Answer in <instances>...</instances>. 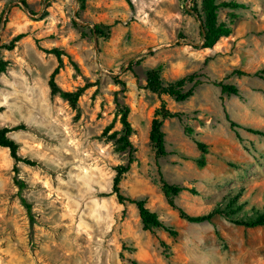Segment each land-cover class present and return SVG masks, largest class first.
<instances>
[{
  "label": "rangeland",
  "instance_id": "1",
  "mask_svg": "<svg viewBox=\"0 0 264 264\" xmlns=\"http://www.w3.org/2000/svg\"><path fill=\"white\" fill-rule=\"evenodd\" d=\"M200 2L0 0V59L7 62L0 129L23 125L8 136L22 158L35 162H15L0 147V264H264V227L230 221L263 211L264 137L229 125L264 131V76H255L264 69V0H217L231 4L218 10L231 33L210 49L202 48L194 10ZM20 33L13 50L1 48ZM53 48L62 51L56 85L83 89L76 110L50 95L58 60L44 50ZM151 70L165 84L191 75L201 83L177 103L144 88ZM216 83L234 85L238 95ZM116 99L130 109L135 148L121 192L144 199L174 236L144 231L135 206L101 196L129 154L108 138L121 129ZM161 101L182 116L163 121L167 155L157 159L148 136ZM192 139L208 147L202 168ZM161 179L182 188L173 202L187 215L218 207L226 215L186 222L169 206ZM229 198H236L232 207Z\"/></svg>",
  "mask_w": 264,
  "mask_h": 264
},
{
  "label": "trees",
  "instance_id": "2",
  "mask_svg": "<svg viewBox=\"0 0 264 264\" xmlns=\"http://www.w3.org/2000/svg\"><path fill=\"white\" fill-rule=\"evenodd\" d=\"M82 1V0H79ZM24 5L25 2L22 1ZM231 4H219L217 0H201L200 2V11L194 9L198 13V18L200 19V30H201V42H202V48L210 49L212 48L222 37H227L231 33L230 27L226 26L223 23H220L218 21V10L220 7H229ZM95 33L97 35H103V28H100L98 26L95 27ZM24 37V34L20 33L17 34L15 37H13L8 44H4L1 46V48H5L6 50L10 51L13 50L16 46V44ZM48 54H54L58 60V66L53 70V72L50 75L48 86L50 89V95L51 96H59L62 100L66 101L69 106L76 110L77 108V102L79 97L82 94L83 89H78L74 92H67L61 90L55 83V76L58 74V70L61 67V55L62 51L53 48L51 50H44ZM132 64V63H131ZM7 62L0 59V74L3 73L6 69ZM238 75H246L243 72L237 71L235 72ZM255 76L262 79L264 76V69L257 72ZM122 87L125 86L123 82H117ZM188 83H192V86L185 90V86ZM200 81H195L194 76H187L180 80H177L175 82L167 83L165 84L161 78L158 70H151L147 73L146 78V85L145 89L150 91L153 94H156L157 96L161 95H167L171 97L175 102H184L187 99H189L195 87L200 84ZM218 87H220L221 92L228 94V95H238V89L234 85H228L223 83H216ZM115 107H116V113L119 117V122L121 125V129L118 132H113L108 138L110 140H113L115 149L119 152H125L128 151V159L125 165H118L114 168L115 174L112 178V186L111 190L108 193H104L101 196L109 197V196H115L120 204H129L135 206L137 209L138 217L140 220V223L142 225V229L144 231H152L154 229H162L166 231L169 235L174 236L176 235V232L170 228H167L164 226L162 221L159 220L156 213L152 212L149 208L146 207V201L144 199H131L126 196H124L121 192L120 184L125 176L126 173L131 168V165L134 163V158L132 154L135 152V148L133 144L130 141V137L133 134V128L131 126L130 120H129V114L130 109L126 104H123L119 102L117 99L115 100ZM182 114L180 113H172L169 111L164 102H160L158 108L154 111V115L151 121L150 125V131H149V142L154 150L155 157L162 158L167 155V152L165 150V142H164V134L161 130L162 123L166 119H172V118H178ZM228 119V118H227ZM230 128L233 132L237 133V130H244L247 133H250L252 135H257L264 137V131L252 129L248 127H244L234 121L229 120ZM23 125H17L13 128H7L3 127L0 129V147L6 148L9 151L10 157L15 162H23L28 165H34L35 162L22 158L19 153V146L18 144L8 136V133L14 130L23 129ZM109 129L107 127L104 132H106ZM187 131H191L189 129L185 128V133L187 134ZM197 149L201 152L200 159L196 161V165L200 168L205 166V155L207 154L208 147L201 141H198L196 139H192ZM20 188L23 187L22 182H18ZM161 191L164 194L165 198L167 199V202L169 206L173 209H175L178 212L179 218L185 220L188 223L191 224H201V223H211L212 218L215 214L219 215H226V213L223 212L221 208H216L215 210L211 211L208 214L200 215V216H189L181 209L177 208L176 205L173 202V197L176 196L179 192L182 191V188L175 185H169L165 181L161 179ZM22 203L27 209L28 212H30L29 205L25 202V200L22 199ZM236 203V198H229L227 201L226 206H234ZM238 206H236L237 208ZM233 213V210H231ZM230 221L238 226H243L245 228H257V227H264V208L262 213L258 214L255 218H230Z\"/></svg>",
  "mask_w": 264,
  "mask_h": 264
}]
</instances>
